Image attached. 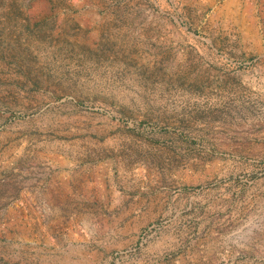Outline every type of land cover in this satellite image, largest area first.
Here are the masks:
<instances>
[{
	"label": "rangeland",
	"instance_id": "obj_1",
	"mask_svg": "<svg viewBox=\"0 0 264 264\" xmlns=\"http://www.w3.org/2000/svg\"><path fill=\"white\" fill-rule=\"evenodd\" d=\"M0 264H264V0H0Z\"/></svg>",
	"mask_w": 264,
	"mask_h": 264
}]
</instances>
